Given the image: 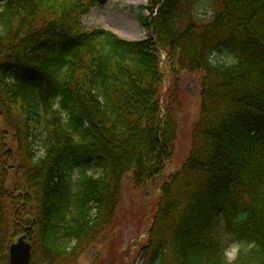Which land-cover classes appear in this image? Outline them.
<instances>
[{
    "label": "trees",
    "instance_id": "obj_1",
    "mask_svg": "<svg viewBox=\"0 0 264 264\" xmlns=\"http://www.w3.org/2000/svg\"><path fill=\"white\" fill-rule=\"evenodd\" d=\"M95 2L0 4V264L24 235L32 264H75L116 226L126 177H164L182 72L199 77L200 116L158 189L144 264H231L232 246L264 264V0H150L151 36L134 42L84 29ZM224 50L233 63L215 62Z\"/></svg>",
    "mask_w": 264,
    "mask_h": 264
},
{
    "label": "rangeland",
    "instance_id": "obj_2",
    "mask_svg": "<svg viewBox=\"0 0 264 264\" xmlns=\"http://www.w3.org/2000/svg\"><path fill=\"white\" fill-rule=\"evenodd\" d=\"M6 0H0V4ZM150 0H96L91 4L87 15L82 19L85 30L102 29L112 32L126 41H142L151 36L140 23V15L150 16V12L141 11V7L147 6ZM161 68L164 72L163 102L167 99V89L170 82V67L167 64V55L161 54ZM234 55L227 50L215 56V62L231 64ZM179 78L180 107L175 110L174 119L178 126L177 140L175 143V155L166 167L164 177L149 182L142 188L134 185L131 176L124 180L121 206L117 213L116 226L105 234L101 241L86 249L77 259L75 264H144L143 247L147 243L148 230L155 214L160 192V185L169 176L179 171L192 148L194 129L199 121L200 81L198 76L182 72L175 77ZM15 144L6 141V148L14 150ZM37 150H40L37 148ZM41 155V153H39ZM38 155V156H39ZM8 166H13L9 161ZM92 173V172H91ZM18 175L13 176L10 184L15 186ZM9 190L14 194L13 186ZM30 243L32 241L29 239ZM240 246L232 247L228 251L231 264L238 262Z\"/></svg>",
    "mask_w": 264,
    "mask_h": 264
},
{
    "label": "water",
    "instance_id": "obj_3",
    "mask_svg": "<svg viewBox=\"0 0 264 264\" xmlns=\"http://www.w3.org/2000/svg\"><path fill=\"white\" fill-rule=\"evenodd\" d=\"M32 246L28 242V237L23 236L10 247V264H31Z\"/></svg>",
    "mask_w": 264,
    "mask_h": 264
}]
</instances>
